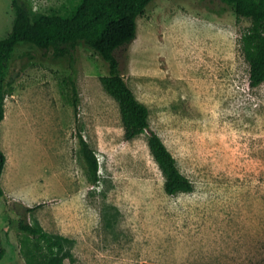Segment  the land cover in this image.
I'll return each instance as SVG.
<instances>
[{"label":"rangeland","instance_id":"1","mask_svg":"<svg viewBox=\"0 0 264 264\" xmlns=\"http://www.w3.org/2000/svg\"><path fill=\"white\" fill-rule=\"evenodd\" d=\"M30 1L38 13L63 16L81 3ZM15 18L12 0H0V39ZM251 24L224 0H154L137 39L117 51L151 127L195 185L176 195L165 190L148 133L125 138L120 104L102 82L110 65L98 51L77 47L76 113L69 61L18 46L0 123V264H27L22 205H41L28 221L71 239L65 264H264V83L251 85L242 47ZM79 133L99 157L98 186Z\"/></svg>","mask_w":264,"mask_h":264},{"label":"trees","instance_id":"2","mask_svg":"<svg viewBox=\"0 0 264 264\" xmlns=\"http://www.w3.org/2000/svg\"><path fill=\"white\" fill-rule=\"evenodd\" d=\"M154 0H81L71 16L47 15L34 11L30 0H12L16 18L11 33L0 39V123L5 118V100L14 79L10 75V61L17 47L33 44L53 50L54 58L68 60L72 73L69 84L73 91V105L79 111L80 96L76 79V50L80 41L98 51L109 63L110 72L102 78L105 89L119 102L125 126V138L132 140L148 133L151 153L165 175V190L170 195L192 192L194 183L182 173L177 159L160 134L151 127L150 108L141 102L127 81L117 51L127 49L138 36V19ZM231 4L239 17L252 20L242 38L246 61L250 66L251 85L264 83V0H224ZM81 153L85 161L89 182H101L100 160L96 150L79 133ZM7 157L0 148V197L5 196L1 178ZM41 205H22L19 222L22 253L27 264H65L69 256L71 239L48 232L40 224L28 221V214ZM7 255L0 232V263Z\"/></svg>","mask_w":264,"mask_h":264},{"label":"bare ground","instance_id":"3","mask_svg":"<svg viewBox=\"0 0 264 264\" xmlns=\"http://www.w3.org/2000/svg\"><path fill=\"white\" fill-rule=\"evenodd\" d=\"M40 108V107H39ZM46 108H47V106H46ZM45 109V108H44ZM48 109V108H47ZM47 112V111H46ZM41 113V112H40ZM43 113V112H42ZM54 113V112H53ZM35 114V113H34ZM51 114V113H50ZM42 115V114H41ZM43 116H45V115H43ZM51 116V115H50ZM37 117V116H36ZM56 117V116H55ZM47 118V117H46ZM31 121V120H30ZM33 121V120H32ZM35 122V121H34ZM38 122V121H37ZM44 122V121H43ZM56 122V121H55ZM32 123V122H31ZM60 123V122H59ZM35 124V123H34ZM38 124V123H37ZM47 126V125H46ZM30 127V126H29ZM31 127H32V125H31ZM35 127V126H34ZM42 127V126H41ZM50 127H52L51 125H50ZM31 129V128H30ZM42 132V131H41ZM37 133V135H38V131H36L35 132V134ZM50 133V132H49ZM35 134H33V135H35ZM60 134V133H59ZM43 136V135H42ZM41 136V137H42ZM38 137V136H37ZM37 139V138H36ZM56 139V138H55ZM54 139V140H55ZM60 139V138H59ZM53 140V139H52ZM48 142V141H47ZM52 142V141H51ZM51 144H54V143H51ZM57 144V143H56ZM60 144V143H59ZM62 144V143H61ZM62 147H63V145H62ZM57 148H58V146H57ZM45 150V149H44ZM63 150V149H62ZM46 151V150H45ZM47 151H48V149H47ZM64 151V150H63ZM63 151H62V153H63ZM46 153V152H45ZM50 153V152H49ZM65 153V152H64ZM63 153V154H64ZM58 154H60V153H58ZM67 154V153H66ZM55 155V154H54ZM46 156H47V154H46ZM59 156V155H58ZM52 157V156H51ZM13 160V159H12ZM48 161V160H47ZM67 161V160H66ZM68 162V161H67ZM66 163V162H65ZM11 165V164H10ZM11 167V166H10ZM7 168V167H6ZM9 173V172H8Z\"/></svg>","mask_w":264,"mask_h":264}]
</instances>
